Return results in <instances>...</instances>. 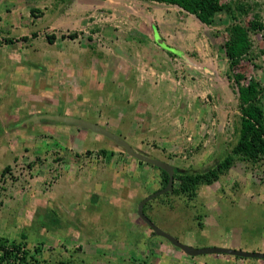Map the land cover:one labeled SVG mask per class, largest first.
Instances as JSON below:
<instances>
[{
  "label": "rangeland",
  "instance_id": "1",
  "mask_svg": "<svg viewBox=\"0 0 264 264\" xmlns=\"http://www.w3.org/2000/svg\"><path fill=\"white\" fill-rule=\"evenodd\" d=\"M244 1L257 4L264 22V0ZM228 25L224 12L206 26L176 6L140 0H0V243H24L44 264H264L215 254L167 259L158 245L150 254V230L134 213L140 197L116 207L109 190L82 212L68 210L70 202L86 201V170L94 166L106 179L110 171L97 170L133 158L90 131L85 140L60 133L62 123L30 120L65 113L109 123L134 150L140 145L150 158L205 172L229 151L239 123L223 48ZM251 39L253 54L235 72L264 88L263 43L258 34ZM71 159L86 168L77 171L74 191L67 193L68 185L55 197L54 181L72 173ZM133 180L128 186L137 190ZM153 188L147 182L139 196ZM196 193L191 201L156 197L146 215L192 247L237 242L236 249L264 252V158L235 162ZM45 196L52 199L46 214L38 206Z\"/></svg>",
  "mask_w": 264,
  "mask_h": 264
},
{
  "label": "trees",
  "instance_id": "2",
  "mask_svg": "<svg viewBox=\"0 0 264 264\" xmlns=\"http://www.w3.org/2000/svg\"><path fill=\"white\" fill-rule=\"evenodd\" d=\"M140 1L176 6L186 14L194 16L200 23L206 26L211 25L215 16L221 12H224L229 18V25L225 27L227 39L224 42L223 48L227 60V77L236 86L239 123L235 129V141L231 143L229 151L218 160L216 165L211 166L205 172H194L189 169H174L172 191L161 195L162 198L175 195L183 196L188 201H191L196 197L199 186L210 185L217 181L235 162L256 165L264 158V88L255 78L251 77L246 80L243 74L235 72L240 62L246 57L250 58L253 54L252 35H259L264 49V22L261 20L259 14L254 11L257 9V4L254 2L250 5L244 0H229L224 3H221V0ZM33 11L32 9L30 12L32 13ZM241 18H246L247 20L244 22ZM14 125L16 126L17 123H14ZM100 152L105 153L104 149ZM138 163L146 165L142 162ZM150 167L155 168L153 166ZM156 169L158 172L151 173L150 180L146 181V183L151 182L153 184V191L163 188L167 181L166 173L158 168ZM7 170L8 167H4L1 175ZM151 201L144 205V213H146L147 205ZM198 225L202 227L201 223H198ZM254 229L260 231L259 227ZM150 235H152V231H150ZM36 252H38V249ZM28 254L29 252L25 250L24 243L15 241H11L9 244H6V241H1L0 243V264L45 263ZM251 263L257 264L255 261ZM59 264L72 263L67 260Z\"/></svg>",
  "mask_w": 264,
  "mask_h": 264
},
{
  "label": "crops",
  "instance_id": "3",
  "mask_svg": "<svg viewBox=\"0 0 264 264\" xmlns=\"http://www.w3.org/2000/svg\"><path fill=\"white\" fill-rule=\"evenodd\" d=\"M64 115L70 116V114H65V113H64ZM73 117H75V116H73ZM135 124H137L136 120L134 121V123H132V127H135ZM99 125H101V124H99ZM108 125H109V123L108 124L104 123L101 126L109 129L111 126H108ZM61 126H62V128H61L62 131L60 130V133L61 132H70L72 134L74 133L75 137H78V135H79V137L84 138L85 140L89 136L87 130L80 129V128L72 126V125H64V124H62ZM90 135H91L92 138H97V137H94V135H92V134H90ZM119 136H120V134H119ZM98 138H100V137H98ZM98 138L95 139L94 141H98L99 140ZM135 149L141 154L142 153L146 154V151L141 149L140 145H137V147L135 146ZM75 150H77V149H75ZM140 151H142V152H140ZM79 162L80 161L77 160V162H76L77 165H75L74 161L71 159V161L68 162L70 166L68 165L69 167L68 166L67 167L69 168L68 171L69 172L71 171L72 173L67 175V176L64 175V176H62V178H57L54 181L55 182L54 185L56 186V188H59V191L57 192L58 194L57 193H56V195L54 194L55 197H59L61 195V193H63V194L66 193V192H64V190H62V188L66 187V186L67 187L70 186L69 187L70 191H68L67 193H70L71 191H74V189L76 188V185H75L76 184V179H74V178H76V174L78 173L77 171L79 170V168H81L82 164H84L83 161L80 162V163ZM87 163H88V165L92 164V163L89 164V162H87ZM60 167H64V165L61 164ZM106 167H109V168H106ZM84 168H86L85 164H84ZM93 168H94V166L91 167V170H86V172H88V173H86V175L84 174V177L86 178V181L89 184H92L90 186V188H88V194L86 195V201H84V203L82 205H78V204H75L74 202H70V204H67L68 210L70 209V210H73V211L82 212V210L86 209L85 208V206L87 205L86 202L87 203H90L91 201L95 202L98 199L99 196H103V198L105 200L106 199V195L109 192L111 194H113V195H115L114 193L118 194L117 196H113L112 195V197L110 198V200H114L115 201L116 207L117 206L121 207L122 205L128 207L129 205H131L129 200H132V203H133V199L135 197H140V199H142V197L145 196L144 194L143 195L141 194V196H139V192H142V190L141 191L139 190V187L141 185H143L144 183H146L148 177L151 174V171H150V169H148L147 166L140 165L135 160L127 161L125 159L118 166L117 165L114 166L110 162L109 165H105V168H100V170H97V168L95 167V169L97 171H102L104 169H108V171H110V174L107 173L106 179H103L104 176H102L101 173L100 174H95V171H93ZM113 169H117V170H113ZM84 170L85 169H83L82 172ZM122 173H124V174L122 175ZM68 176H69V178L67 179ZM132 179H134L133 180V185H135L137 187V190H134V189H132L131 187L128 186V184L131 183L130 180H132ZM111 180H112V182H111ZM111 184L113 185V187L109 186ZM72 187H74V189ZM128 187H129V189H128ZM126 189H128V191L126 192V194L124 196V195H122V193L125 192ZM137 194H138V196H137ZM69 195H71V194H69ZM51 200L52 199H48V197L45 196L44 200L40 201V203H38L39 208L44 210V214L47 213L45 210L48 209V202L51 201ZM44 230L45 229H43V231ZM145 235L148 236L150 238V240H151L150 241L151 242L150 243V249H149L150 250V254L153 253L154 249L158 250V249L155 248V246L158 245V246L161 247V248H159L160 251L166 252V253L163 254V256H165V258H167V259H189L188 256L185 255L179 249H177L175 247H172V246H169L166 243H163L162 242L163 240L152 239L151 235L150 234L148 235L147 233H145ZM236 243H234V242L233 243H226L225 242L224 244H221L220 246L230 247V248L236 249V247H238V245H234ZM127 245H129V244H127V242H126V244L124 246H127ZM120 246L122 247V243H121ZM130 246L135 247V245L133 243ZM111 247H112V245H109V248H111ZM118 248H119V245H118ZM238 249H240V248H238ZM176 250L178 252H176ZM145 252L147 253L149 251L145 250ZM118 255H119V253H118ZM146 256H147L146 258H148L150 256L153 259V256H151L149 254H146ZM228 258L229 257H224L222 255H217V257H215V259H228ZM190 259H200V258L191 257ZM236 259L239 260L240 258H236Z\"/></svg>",
  "mask_w": 264,
  "mask_h": 264
},
{
  "label": "water",
  "instance_id": "4",
  "mask_svg": "<svg viewBox=\"0 0 264 264\" xmlns=\"http://www.w3.org/2000/svg\"><path fill=\"white\" fill-rule=\"evenodd\" d=\"M106 1V0H100ZM31 121L43 120L49 121L52 123H62L64 125H72L78 127L80 129H84L95 134L102 136L103 138L111 141L117 147H119L123 152L126 153L129 157L136 159L142 163L147 165L153 166L164 171L167 175V181L163 188L154 191L153 193L145 196L142 198L136 207V215L137 217L152 231L153 235L159 236L160 238L169 242L173 247L182 251L185 255L190 257H197L200 255H208V254H215V255H228L238 257L240 259H260L264 261V252H257V251H244L240 249H234L230 247H223V246H211V247H192L186 244L179 242L176 238L171 236L170 234L164 232L160 228H158L143 212L144 205L151 201L152 199L161 196L166 193H170L173 188V180H174V167L165 163L163 161L150 158L144 154L136 152L133 148L120 136L110 132L108 129L89 121H86L81 118L68 116V115H33L30 118Z\"/></svg>",
  "mask_w": 264,
  "mask_h": 264
},
{
  "label": "flooded vegetation",
  "instance_id": "5",
  "mask_svg": "<svg viewBox=\"0 0 264 264\" xmlns=\"http://www.w3.org/2000/svg\"><path fill=\"white\" fill-rule=\"evenodd\" d=\"M77 118H79V117H77ZM40 121H43V120H40ZM99 125V124H98ZM101 126V125H100ZM103 127V126H102ZM93 133V132H92ZM95 134V133H94ZM96 135H98V134H96ZM98 136H100V135H98ZM100 137H102V136H100ZM121 137V136H120ZM103 138V137H102ZM121 138H123L124 140H125V138L124 137H121ZM126 141V140H125ZM133 150H134V148H133ZM134 151H136V150H134ZM136 152H138V151H136ZM125 153V152H124ZM126 154V153H125ZM149 157V156H148ZM133 160H135L137 163L138 162H140V161H137L136 159H133ZM165 163H168L169 164V162L166 160V161H164ZM141 165V164H140ZM169 165H171L172 167H174V169L175 168H177V167H175L174 165H172V164H169ZM145 166H148L147 164L145 165ZM150 177V176H149ZM145 183L143 184V185H141L140 187H139V189H140V191L142 190V189H144V187H145ZM123 194V193H122ZM124 195V194H123ZM164 195V194H163ZM146 196V195H145ZM144 198V197H143ZM141 200V199H140ZM139 200V201H140ZM135 216L137 217V215H136V210H135ZM145 215H146V213H144ZM147 216V215H146ZM137 219H138V217H137ZM139 221H141L140 219H138ZM142 222V221H141ZM143 223V222H142ZM144 224V223H143ZM145 225V224H144ZM146 226V225H145ZM147 229H149L148 227H147ZM150 230V229H149ZM151 231V230H150ZM152 235H153V233H152ZM151 235V236H152Z\"/></svg>",
  "mask_w": 264,
  "mask_h": 264
}]
</instances>
